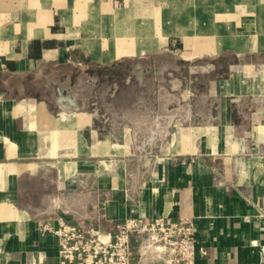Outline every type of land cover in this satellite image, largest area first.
Returning <instances> with one entry per match:
<instances>
[{"label":"crops","instance_id":"obj_1","mask_svg":"<svg viewBox=\"0 0 264 264\" xmlns=\"http://www.w3.org/2000/svg\"><path fill=\"white\" fill-rule=\"evenodd\" d=\"M166 1L0 0V264H62L47 221L116 234L129 216L165 215L195 221L207 250L197 264H264L263 60L233 63L201 101L184 91L153 119L105 129L73 105L72 69L158 65L179 48L193 53L178 59L203 63L264 51L263 17L257 35L241 39L216 15L193 30L189 0ZM165 14L175 16L166 24ZM214 20L228 30L219 38L206 32ZM51 77L54 98L45 95ZM163 128L168 135L154 136ZM143 238L130 235L132 264H163L142 255Z\"/></svg>","mask_w":264,"mask_h":264},{"label":"rangeland","instance_id":"obj_2","mask_svg":"<svg viewBox=\"0 0 264 264\" xmlns=\"http://www.w3.org/2000/svg\"><path fill=\"white\" fill-rule=\"evenodd\" d=\"M179 2L181 0H167L165 5L177 8ZM199 2L204 5L198 6ZM187 3L192 12L197 10L191 14L193 30L198 24L209 25L211 17L216 15L218 19L233 21L239 32L238 36L250 40L252 34L257 33L256 18L259 16L264 20V0H189ZM164 16L161 18L162 22ZM193 17L199 22H194ZM249 26L250 30H247ZM191 53L192 49L165 50L160 55L161 61L158 65L153 64V59L125 60L105 69L69 70L67 86L71 94L78 93L79 97L73 105L96 114L98 123L105 129L115 125L123 126L139 121L142 117L153 119L157 115L154 113L157 106L175 103V97L183 98L181 93L184 91L196 94V100L201 101L203 92H206L209 86L216 80L229 76L230 67L235 62L264 61V51H250L238 56L234 50L226 51L219 59V53L210 54V60L216 59L215 62L178 59L179 55ZM202 65L205 71L202 70ZM50 80L51 87L45 88V95L54 98L55 80L53 77ZM166 116L167 120L172 118V114L169 115L170 118ZM152 131L156 136L157 133L168 135L171 130L163 128Z\"/></svg>","mask_w":264,"mask_h":264},{"label":"built area","instance_id":"obj_3","mask_svg":"<svg viewBox=\"0 0 264 264\" xmlns=\"http://www.w3.org/2000/svg\"><path fill=\"white\" fill-rule=\"evenodd\" d=\"M43 229L54 234L62 264H132L131 233L143 236L142 255L163 264H197L207 250L199 245L197 226L191 218L129 216L116 234L96 226L84 227L59 218Z\"/></svg>","mask_w":264,"mask_h":264},{"label":"bare ground","instance_id":"obj_4","mask_svg":"<svg viewBox=\"0 0 264 264\" xmlns=\"http://www.w3.org/2000/svg\"><path fill=\"white\" fill-rule=\"evenodd\" d=\"M174 16H175V14L174 15L173 14H167V15L165 14L163 23H166V24L169 23L170 20H172ZM258 21L260 23L259 27H258V31H259L260 36L263 37L264 36V20L259 19ZM211 22H213V21H211ZM225 24H226L225 22L214 20V22L211 23L212 26H210L209 29L206 30V32H210L212 34H215V35H217V37L221 36V34H220L221 32L222 33L227 32V30L225 29L226 28Z\"/></svg>","mask_w":264,"mask_h":264}]
</instances>
